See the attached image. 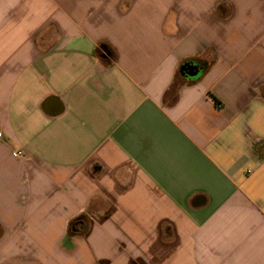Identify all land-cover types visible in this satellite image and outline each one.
<instances>
[{"label": "crops", "instance_id": "1", "mask_svg": "<svg viewBox=\"0 0 264 264\" xmlns=\"http://www.w3.org/2000/svg\"><path fill=\"white\" fill-rule=\"evenodd\" d=\"M0 264H264V0H0Z\"/></svg>", "mask_w": 264, "mask_h": 264}, {"label": "water", "instance_id": "2", "mask_svg": "<svg viewBox=\"0 0 264 264\" xmlns=\"http://www.w3.org/2000/svg\"><path fill=\"white\" fill-rule=\"evenodd\" d=\"M185 71L187 72V77L192 80L198 79L201 75V71L197 67L191 65L185 68Z\"/></svg>", "mask_w": 264, "mask_h": 264}, {"label": "trees", "instance_id": "3", "mask_svg": "<svg viewBox=\"0 0 264 264\" xmlns=\"http://www.w3.org/2000/svg\"><path fill=\"white\" fill-rule=\"evenodd\" d=\"M176 86H177V82H176V84H174V87L172 88L173 91L176 89ZM81 219H83V220H85L87 222V218L86 217H82Z\"/></svg>", "mask_w": 264, "mask_h": 264}]
</instances>
